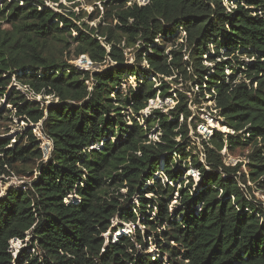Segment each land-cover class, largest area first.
Wrapping results in <instances>:
<instances>
[{
	"label": "trees",
	"instance_id": "1",
	"mask_svg": "<svg viewBox=\"0 0 264 264\" xmlns=\"http://www.w3.org/2000/svg\"><path fill=\"white\" fill-rule=\"evenodd\" d=\"M93 1L95 27L78 25L62 0H0V121L40 125L52 143L45 160L32 130L13 148L0 139V176L30 162L39 176L0 197V264H264V204L254 194L264 193V0ZM73 47L99 70L62 60ZM157 98L177 104L139 116ZM207 109L229 132L198 134ZM247 149L246 165L226 163ZM148 203L167 223L161 240L152 236L159 257L135 225L149 218ZM127 224L134 232L107 245L106 234ZM13 241L23 243L18 252Z\"/></svg>",
	"mask_w": 264,
	"mask_h": 264
},
{
	"label": "rangeland",
	"instance_id": "2",
	"mask_svg": "<svg viewBox=\"0 0 264 264\" xmlns=\"http://www.w3.org/2000/svg\"><path fill=\"white\" fill-rule=\"evenodd\" d=\"M137 1L142 3V4L144 3V0H137ZM62 4L64 6H66V8H67L66 11L62 10L63 12H66L65 14H67L68 11H72L81 17L80 22L76 21L78 25H80L82 22H85L86 24H89L90 26L95 27L100 20V19H97L93 22H90V19L87 17L89 15L98 16L99 10L101 9V3L100 2H94L93 0H77L75 3L69 4L66 1L62 0ZM47 5L55 8L56 11L60 12V10L57 8L56 4L48 2ZM116 23H117V21L115 22V24ZM60 27H62V25ZM71 34H72V36H77V33L73 30L71 31ZM58 47L62 48V44L58 43ZM74 49H75V47H73V51L71 49H69V51L68 50L64 51V58L62 60L68 62L69 64H73L75 66H78L79 68H81L83 70H93V71L99 70V67H95L91 63L89 58H87L86 56H80L79 58L76 59ZM70 52L72 53V57H70L68 55V53H70ZM125 52H126L127 58L129 59V64H134V62L136 60L134 48L133 47L128 48L125 50ZM242 60L245 61L246 64L251 62V60H249L247 58H243ZM131 84H133V86H136V84L134 83V79L131 80ZM12 86L16 87L19 90L25 91L28 94L29 100L40 102L41 105L43 106V100L44 99L42 96L34 97L32 94L28 93V91L25 87H22L16 81H13ZM158 86L159 85L156 84L155 88H157ZM173 88L175 89L176 86ZM179 88L183 89V87H181V85H179ZM9 89H11V88L9 87ZM172 93L174 94L173 91H172ZM45 99H46V101H44L45 104H49L53 100L50 97H46ZM176 104H177V102L172 100L171 98H168L165 101L162 100L161 98H157L155 100H151L146 107L141 108V110L139 111V116L148 117L149 114L151 113L152 109L162 108L163 106H165V108H166L165 112H168V110L170 108L174 107ZM206 106L213 108L211 102L209 104H207ZM192 110L196 111V114L199 115L197 113L196 107H192ZM215 112L216 111H214V110L207 109L204 111V114L200 116V118L202 120H204L205 123H202L198 127V134L205 136V137L206 136L211 137L213 134V131L215 129L222 130L224 132H229L228 129L221 127L220 122L216 121V118L211 117L210 114H215ZM123 113L127 116L128 120H129V116L134 115L132 113V110H130V109H127V111H123ZM134 116H135V118H137L139 120L137 115H134ZM143 124H145V123H143ZM31 130L38 137L39 142L41 144L42 151L45 153L44 159L47 160L49 158V155H50L51 145L48 142H46V145H44V140H46V137L42 134L41 129H40V125L34 126L24 119H17V118H13L12 120H6V118H5L2 121H0V139L10 140L11 145L8 148H13L14 145L25 144L27 142V139L23 140V138L20 139V137H25L26 133L30 132ZM191 135H194L193 131H192ZM149 138L157 140L156 129H154L152 131ZM195 140L200 145L201 140L199 138H195ZM197 152L198 151H196V153ZM248 154H249V149L244 150V151L239 150L235 154L226 155L225 161L228 165H236L240 161L245 162V165H246V163H248ZM1 156H2V152L0 150V157ZM202 160H203V157H202ZM37 164H38L37 162H30L27 166L15 165L14 168H11V169L8 168L7 173L3 176H0V197L4 196L6 191L11 187H20V186L30 185L32 181L37 180L39 177L38 173H37V169H36ZM24 172H26V173H24ZM187 175L192 176L193 179L195 180V182H199V180H200V177L197 176L196 170H190L187 173ZM164 179L166 180V178H164ZM182 179L185 181V177H183ZM180 185H181V183L178 182L176 185L177 189L180 188ZM185 185H186V183L184 184V186ZM126 191H127L126 189H123L121 192L123 194H125ZM254 194L257 197V199L264 204V193L262 191H255ZM146 197L149 200L152 199L150 194L146 195ZM177 198H178V194L176 193L174 201L168 206V211L172 215L175 214V210L178 208V205H179V203H177L178 201L176 200ZM76 199H78L76 195H71V196L66 198V200H69V201H73ZM139 201L140 200H138V197H136L134 199V202L137 205H138V203L141 204V202H139ZM146 212L149 214V218L145 217L143 220L141 219V220L137 221V223L135 225H136V228L141 231L142 235L146 234V233L149 235L147 237V239H144V242H146L149 252L151 254H153L154 256L159 257V254H160L159 252H161V250L157 247L156 242H154L152 240V238H153L152 236L158 235L159 237L156 238V240H158V239L161 240L162 239V232H165L167 230V223H166V221H161L159 219L158 216L160 215V210H159V207H157L155 203H151V204L148 203ZM146 220H151L152 223H147ZM178 220L182 221V219L180 217L178 218ZM114 223H115L114 224L115 228L117 227L118 229L120 227L119 225H122V224H120V222L118 221L117 218L115 219ZM134 228L135 227L133 225L127 224L124 226V229H121V232H118L117 234L114 231H110L105 236L106 240H107V245H109L111 247L116 245L118 243V237H119L120 233H123V234L133 233L135 230ZM165 243L166 244L171 243L174 245V244H176V241L169 238L165 241ZM22 247H23V243L21 241H13L12 242V249L15 252H18ZM138 250H140V247H138ZM163 260L165 261V264H171L170 257L166 256V257H164Z\"/></svg>",
	"mask_w": 264,
	"mask_h": 264
},
{
	"label": "built area",
	"instance_id": "3",
	"mask_svg": "<svg viewBox=\"0 0 264 264\" xmlns=\"http://www.w3.org/2000/svg\"><path fill=\"white\" fill-rule=\"evenodd\" d=\"M46 142H48L51 145V148H50V152H51L52 151V143L50 142V140H47V138H46V140H44V145H46ZM44 155H45V153H44ZM197 176L200 177V173L198 171H197Z\"/></svg>",
	"mask_w": 264,
	"mask_h": 264
}]
</instances>
